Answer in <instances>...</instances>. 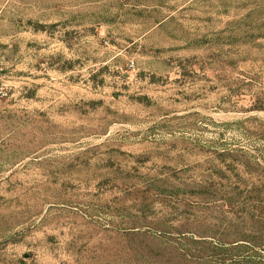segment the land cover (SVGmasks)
Returning <instances> with one entry per match:
<instances>
[{"label":"rangeland","instance_id":"obj_1","mask_svg":"<svg viewBox=\"0 0 264 264\" xmlns=\"http://www.w3.org/2000/svg\"><path fill=\"white\" fill-rule=\"evenodd\" d=\"M0 264H264V0H0Z\"/></svg>","mask_w":264,"mask_h":264}]
</instances>
